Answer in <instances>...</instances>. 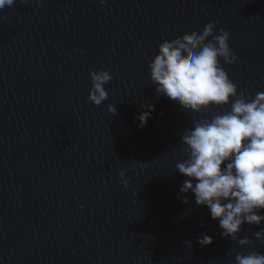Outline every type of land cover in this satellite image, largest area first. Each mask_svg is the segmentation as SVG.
I'll list each match as a JSON object with an SVG mask.
<instances>
[{
  "label": "water",
  "instance_id": "obj_1",
  "mask_svg": "<svg viewBox=\"0 0 264 264\" xmlns=\"http://www.w3.org/2000/svg\"><path fill=\"white\" fill-rule=\"evenodd\" d=\"M209 22L230 32L238 59L221 63L238 92H264V0H14L0 9V264H235L238 252L264 254V244L223 237L209 209L180 192L184 130L230 104L188 111L149 77L159 42ZM100 68L112 79L95 105L89 69ZM262 227L245 223L238 235L255 241ZM201 234L213 243L201 246Z\"/></svg>",
  "mask_w": 264,
  "mask_h": 264
},
{
  "label": "clouds",
  "instance_id": "obj_2",
  "mask_svg": "<svg viewBox=\"0 0 264 264\" xmlns=\"http://www.w3.org/2000/svg\"><path fill=\"white\" fill-rule=\"evenodd\" d=\"M13 4L14 0H0V9ZM217 23H207L202 32L186 31L159 42L158 51L148 61L149 77L156 94L167 96L185 110L203 113L230 104V110L194 119L184 130L180 150L185 158L175 168L188 179L180 192L193 193L196 205L209 209L223 237L238 241L241 247L264 244V227L254 233L255 241L238 235L245 223H264V92L255 97L238 92V84L221 63L222 59L232 64L238 56L230 47V32L220 28L216 34ZM89 78L88 99L100 105L108 97L104 85L112 74L105 68L89 69ZM142 108L136 117L139 127L147 123L154 105ZM107 109L112 114L117 111L113 104ZM124 171H119L121 178ZM123 184L127 187L126 179ZM182 203H189L187 196ZM197 242L208 246L213 238L201 234ZM184 243L192 247L191 241ZM235 264H264V254L238 252Z\"/></svg>",
  "mask_w": 264,
  "mask_h": 264
}]
</instances>
